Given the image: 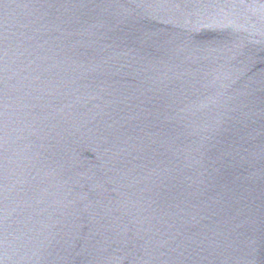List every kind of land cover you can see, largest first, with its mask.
Returning a JSON list of instances; mask_svg holds the SVG:
<instances>
[{
	"label": "water",
	"instance_id": "obj_1",
	"mask_svg": "<svg viewBox=\"0 0 264 264\" xmlns=\"http://www.w3.org/2000/svg\"><path fill=\"white\" fill-rule=\"evenodd\" d=\"M0 264H264V0H0Z\"/></svg>",
	"mask_w": 264,
	"mask_h": 264
}]
</instances>
